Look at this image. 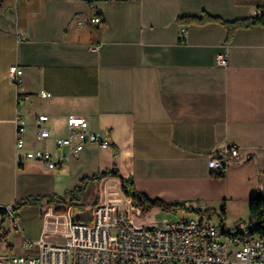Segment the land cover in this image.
<instances>
[{"label":"crops","instance_id":"obj_1","mask_svg":"<svg viewBox=\"0 0 264 264\" xmlns=\"http://www.w3.org/2000/svg\"><path fill=\"white\" fill-rule=\"evenodd\" d=\"M263 3L0 0V258L34 256L39 239L61 242L52 227L65 213L48 197L112 167L148 198L201 210H245L250 198L264 195V25L238 28L226 42L220 23L176 21L203 11L227 21L246 18ZM97 44L98 51L89 50ZM218 54L225 66L216 64ZM11 65L22 71L18 85ZM38 115L47 116L42 126L52 137L67 135L68 115L84 117L88 131L108 146L87 143L56 169L32 160L19 165L26 150L54 158L64 152L36 140ZM16 116L27 124L19 151ZM225 145H236L242 158L213 176L207 155ZM89 187L100 202L120 182L108 178ZM31 197L42 199L13 210Z\"/></svg>","mask_w":264,"mask_h":264},{"label":"built area","instance_id":"obj_2","mask_svg":"<svg viewBox=\"0 0 264 264\" xmlns=\"http://www.w3.org/2000/svg\"><path fill=\"white\" fill-rule=\"evenodd\" d=\"M253 15H264V3L255 8ZM88 22L102 23L99 17H90ZM77 24L84 23L78 19ZM179 38L185 41V28L180 29ZM100 48L101 44L91 45L89 50L98 51ZM216 64H227L223 54L216 56ZM21 72L16 65L9 67V75L17 85ZM39 95L48 97L49 93L41 91ZM46 120V115L37 116L36 140H50L64 152L54 158L49 151L26 150L22 158H17L19 165L32 160L56 169L71 157H77L87 143L108 146L107 141L88 131V121L84 117H66L65 137H52L50 131L42 126ZM26 130L25 119L16 116V151L24 149ZM241 158L236 145H225L207 155V168L213 176L223 175L229 163ZM106 194L91 208L87 222L74 221L69 207L64 211L63 220L58 222L57 219L52 227V231L62 238L61 242L39 239L34 256L0 258V264H264V238L240 230L238 234L226 235L222 239L223 234L208 218L203 215L192 218L188 213L156 227L138 225L134 220L135 208L120 188ZM7 212L13 218L11 212ZM24 245L30 243L27 241Z\"/></svg>","mask_w":264,"mask_h":264},{"label":"trees","instance_id":"obj_3","mask_svg":"<svg viewBox=\"0 0 264 264\" xmlns=\"http://www.w3.org/2000/svg\"><path fill=\"white\" fill-rule=\"evenodd\" d=\"M176 21L180 25H187L190 23L195 24H204L207 22H217L225 27L227 30L226 42H228L233 32L238 28H248L254 25H264V15L261 16H250L246 18L234 19L231 21L224 20L218 16L211 15L203 11L200 15H183L177 17ZM218 175L217 177H221ZM108 178H116L120 182V189L124 196L130 200L133 208L141 210L143 212H149L152 209H160L166 213H177L178 211H183L185 213H193L196 215H210L216 213L214 209L201 210L196 207L186 206L184 202L173 201V202H164L160 199L148 198L139 192L131 178L122 177L118 170L115 167L110 169H105L98 172L97 174L91 177H84L80 181V185L74 187L72 190L66 191L63 195H52L48 197V200L51 204H56L57 211H66L69 207L70 209L81 208L83 206V197L86 193L89 184L96 183L99 184L102 180ZM42 197H31L26 200L16 203L13 207V210L16 211L19 207L25 204H38ZM99 203L98 193L95 195L94 200L91 203V208ZM90 208V211H91ZM90 211L87 214L86 220H90ZM0 213L4 214V211L0 209ZM219 216L222 217V220L225 217V209L222 207L219 210ZM74 221H81L79 219L72 218ZM83 222V221H81ZM220 232L223 235L234 236L240 232L238 228L227 229L224 227L223 223L219 224ZM247 233L255 235L261 238H264V195L255 196L249 199L248 201V220L245 223V229ZM4 233H0V240Z\"/></svg>","mask_w":264,"mask_h":264},{"label":"rangeland","instance_id":"obj_4","mask_svg":"<svg viewBox=\"0 0 264 264\" xmlns=\"http://www.w3.org/2000/svg\"><path fill=\"white\" fill-rule=\"evenodd\" d=\"M92 188H88L83 197V206L81 208L70 209V217L77 218L83 222H87L86 217L90 211L91 204L88 203L89 200L93 201L95 194H92ZM220 210V209H219ZM219 210H215L216 213L210 215H203L204 218H208L210 223L217 227L220 232L219 224L223 223L224 227L227 229L238 228L239 230L245 229V221L248 219V209L245 210L235 208L232 210L230 208L228 212L225 213V217L222 220V217L219 216ZM185 212L178 211L177 213H166L161 211L160 209H152L149 212H143L141 210L135 209L134 220L138 225H144L146 227L150 226H158L163 222L168 220H176L181 217ZM192 218H197L196 214L188 213ZM113 232V231H111ZM221 233V232H220ZM226 235H223L222 239H224Z\"/></svg>","mask_w":264,"mask_h":264}]
</instances>
